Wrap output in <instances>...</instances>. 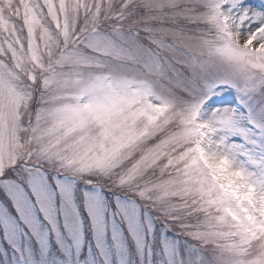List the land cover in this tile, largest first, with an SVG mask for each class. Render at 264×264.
<instances>
[{"label": "snow or ice", "instance_id": "obj_1", "mask_svg": "<svg viewBox=\"0 0 264 264\" xmlns=\"http://www.w3.org/2000/svg\"><path fill=\"white\" fill-rule=\"evenodd\" d=\"M0 264H264V0H0Z\"/></svg>", "mask_w": 264, "mask_h": 264}]
</instances>
